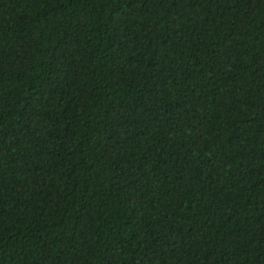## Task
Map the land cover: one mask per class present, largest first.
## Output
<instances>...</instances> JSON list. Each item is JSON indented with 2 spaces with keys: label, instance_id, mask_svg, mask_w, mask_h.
I'll return each mask as SVG.
<instances>
[{
  "label": "trees",
  "instance_id": "16d2710c",
  "mask_svg": "<svg viewBox=\"0 0 264 264\" xmlns=\"http://www.w3.org/2000/svg\"><path fill=\"white\" fill-rule=\"evenodd\" d=\"M0 264H264V0H0Z\"/></svg>",
  "mask_w": 264,
  "mask_h": 264
}]
</instances>
